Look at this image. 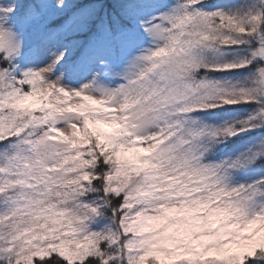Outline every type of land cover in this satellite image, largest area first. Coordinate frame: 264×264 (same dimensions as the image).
Wrapping results in <instances>:
<instances>
[{"label":"snow or ice","instance_id":"obj_1","mask_svg":"<svg viewBox=\"0 0 264 264\" xmlns=\"http://www.w3.org/2000/svg\"><path fill=\"white\" fill-rule=\"evenodd\" d=\"M0 264H264V0H0Z\"/></svg>","mask_w":264,"mask_h":264}]
</instances>
